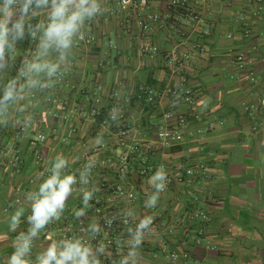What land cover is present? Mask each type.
Instances as JSON below:
<instances>
[{
    "label": "crops",
    "instance_id": "obj_1",
    "mask_svg": "<svg viewBox=\"0 0 264 264\" xmlns=\"http://www.w3.org/2000/svg\"><path fill=\"white\" fill-rule=\"evenodd\" d=\"M101 5L106 9L102 16L87 21L83 30L95 35L100 45H74L67 70L55 87L37 92L24 102L28 105L26 111L32 116L25 135L19 132V126L23 125L22 114L15 126L0 128V150L17 149L23 159L21 174L10 178L0 155V264L14 250L19 232L29 227L30 207L26 195L21 204H16L13 187L28 192L36 190L42 182L40 173L51 167V161L58 154L68 159L69 166L65 171H75L78 176V171L83 168L84 152L95 154L93 152L101 146H104L101 151L109 152V146L115 145L113 133L102 128L104 115L94 113L93 98L99 89L105 106L103 111L116 101L112 95L119 94L115 102L122 116L118 131L149 142L157 140V127L165 123V113L170 112L174 118L187 113L190 119L184 140L178 146L157 145V151L150 157L132 160L129 179L137 193V202L131 206L112 205L110 214L120 216L129 208L134 210L137 218L148 214L150 209L147 210L144 204L154 190L149 178L161 165H202L204 174L200 172V176L204 178L196 188L199 198L196 205L209 215L205 227L208 238L193 246L194 237L191 236L185 248L200 264H264V0H219L210 6L211 14L200 23L184 48L193 58L183 71L170 68L163 59L164 52L140 56L141 36L137 25L134 22L127 25L120 18L108 17L114 0H101ZM41 19L44 17L39 16L33 22L38 23ZM108 39L115 41L117 49L109 48ZM147 40L167 53L177 46L168 27L153 25ZM37 42L28 39L18 44L19 55L15 63L19 64V57L33 50ZM196 46L204 48V52H197ZM230 49L255 58L254 69L249 72L234 68L230 62ZM251 72L255 75V83L249 82ZM15 75L16 69L11 66L4 73V81ZM176 86L194 92L197 97L194 109L175 101L167 93L170 87ZM145 87L163 94L160 105L150 107L140 103L138 95ZM245 104H256L258 109L247 113L243 110ZM211 125L214 129L204 138L195 134L197 129ZM38 134H44L47 141L35 148L33 142ZM144 168L153 171L144 177L137 171ZM99 178L116 179L115 176H100L92 179L93 187ZM180 190L185 189L181 187ZM97 194L100 193H94ZM190 195L189 190L185 195L179 194L182 205L187 204ZM21 206L25 207L21 224L16 232H9L7 219ZM82 206V196L76 189L67 201L61 220L54 221L35 238L31 253L33 261L50 243L45 234L57 239L61 230L59 224H90L93 221L102 224L99 216L91 212L92 207L86 210L85 217L77 220L73 210ZM173 206L174 200L168 195L167 203L157 202L154 213L161 214L167 209V218L171 214L174 217L172 224L177 226L181 220ZM189 233L195 235L196 230ZM209 240H213L218 248L208 247ZM149 243L151 246L157 244L156 239ZM147 257L145 264L159 263V256L150 253Z\"/></svg>",
    "mask_w": 264,
    "mask_h": 264
},
{
    "label": "clouds",
    "instance_id": "obj_2",
    "mask_svg": "<svg viewBox=\"0 0 264 264\" xmlns=\"http://www.w3.org/2000/svg\"><path fill=\"white\" fill-rule=\"evenodd\" d=\"M105 10L101 0H0V128L15 126L19 114H22L25 127L31 124L32 116L26 111L28 105L24 102L37 92L55 87L67 70L75 43L83 38L86 22ZM39 16L44 19L34 23ZM28 39L38 42L33 50L19 57L16 75L5 82L4 73L14 66L19 55L17 45ZM95 163L88 160L77 176L75 171H65L69 166L68 159L58 154L51 161V167L40 173L42 182L25 197L30 207L29 227L16 236L14 250L3 264H101L99 256L105 253L106 245L101 243L93 247L90 242L102 231L95 221L85 230L90 236H61L55 240L48 237L50 243L45 250L38 253L34 261L31 259L33 240L54 221L61 220L69 197L77 189L75 186L81 185L78 190L82 193L83 206L73 210L74 217L77 220L85 217L86 210L92 207L89 202L97 189L84 186L90 184ZM166 178L167 173L161 165L149 178L155 191L148 195L145 208L156 207L159 194L166 189ZM24 213L25 207L21 206L10 215L7 219L9 232L17 231ZM121 215L125 225L137 219L131 208L122 211ZM153 219L151 215H145L134 228L127 229V253L118 264H140V249L152 231ZM108 223L111 224V220Z\"/></svg>",
    "mask_w": 264,
    "mask_h": 264
},
{
    "label": "built area",
    "instance_id": "obj_3",
    "mask_svg": "<svg viewBox=\"0 0 264 264\" xmlns=\"http://www.w3.org/2000/svg\"><path fill=\"white\" fill-rule=\"evenodd\" d=\"M219 0H114L115 5L109 9L108 17L120 18L124 24L137 25L140 32V40L138 45V52L140 56L144 55H158L164 52L163 59L168 63L172 69L183 71L187 68L188 64L192 60V54L186 51L185 46L189 43L190 36L196 33L199 29L200 23L205 20L207 15L211 14V7ZM103 8V6H102ZM100 15L95 18L101 17ZM94 20V19H93ZM156 25L160 28L168 27L169 35L177 41V46L171 52L163 51L160 47L147 40L152 26ZM146 38V39H145ZM109 48L117 49L115 41L106 40ZM76 46H92L100 45L99 40L93 34H88L83 31V38L79 39ZM197 52H204V48L200 46L194 47ZM230 62L236 69L242 71H251L256 65L255 58L249 56L245 52L229 50ZM16 70L19 64L14 62ZM250 83H255V75L251 72L249 77ZM122 86V83H120ZM167 93L172 95L176 100L181 101L186 107L194 109L197 105V97L192 90H185L180 86L170 87ZM118 93L112 95L117 101ZM139 99L147 105H160L164 99L163 94H159L157 91L151 88H141L138 95ZM101 89L94 94L93 104L95 105L94 113L96 115H104L103 121H101L102 128L109 133H113L116 143L113 146H109L111 149L109 152L101 151L104 146L97 149L95 154L91 155V152L83 153V166L88 160H94L95 166L92 169L90 176V184L84 187H93L92 179L96 180L100 176H115V180L111 179H98L95 182V193L93 200L89 203L95 206V212L101 219L99 224L101 227V233L95 238L91 239L94 247L103 243L106 245V251L103 255L99 256L101 264H106V259H110L112 256L122 257L127 253L126 245H123L128 239L129 227H135L136 220H130L129 224L125 225L123 218L119 219V216L110 214L109 210L114 206H131L137 202V193L135 189L130 185V170L132 160L141 153H152L157 145L161 147H172L183 142L186 131L189 128V115L187 113H181L175 118L170 112L164 114L165 123L160 124L157 127V140L155 142H149L148 140L141 139L123 131H118L119 121L122 119L120 109L115 103L111 104L105 111L102 101ZM174 105V104H173ZM174 107V106H173ZM258 107L256 104H245L243 110L247 113L256 111ZM214 129L211 125L206 129H197L195 134L204 138L206 134ZM20 135H25L28 132V126L24 124L19 126ZM41 137L43 139H41ZM47 141V137L44 134H38L36 141L33 142V147L37 148L38 145H43ZM118 151L116 152V150ZM38 152V151H37ZM39 153V152H38ZM0 155L4 161L3 167L7 170L11 169V175L17 176L21 174V166L23 159L21 152L17 149L0 150ZM37 158L40 155L37 154ZM42 158V157H41ZM164 170L167 173L166 189L162 193L167 192L173 183H179L182 185H189L193 183V179L196 175V169L194 167L181 165L174 170L164 166ZM151 169L144 168L142 170L143 175H147ZM186 178V179H185ZM31 184L34 185L35 181L32 180ZM77 189L81 185L76 186ZM79 191V190H78ZM17 195L16 202L22 203V198L28 191L23 190L20 187H16L14 190ZM82 196V193H80ZM102 194V195H101ZM111 220V224L108 221ZM67 229L63 231L64 236H72L80 234L75 232L72 225L67 226ZM79 230L85 232L86 229L82 228V224L79 225ZM62 231V230H61ZM52 237L50 235L47 236ZM53 238V237H52ZM114 238V240H113ZM119 238V241L115 239ZM118 243V246L114 244ZM112 248L110 251L107 249ZM125 246V249H124ZM173 261H177L179 256L173 253L169 257ZM184 258L188 260V255H184ZM189 264H197V261L189 260Z\"/></svg>",
    "mask_w": 264,
    "mask_h": 264
},
{
    "label": "trees",
    "instance_id": "obj_4",
    "mask_svg": "<svg viewBox=\"0 0 264 264\" xmlns=\"http://www.w3.org/2000/svg\"><path fill=\"white\" fill-rule=\"evenodd\" d=\"M140 103L147 105L143 99H139ZM147 106H153V105H147ZM147 108V107H145ZM105 118V117H103ZM157 151V147L156 149L152 152V153H141L139 154L137 157V160H140L143 157H150V155H153L155 152ZM184 165V164H178L176 166L173 167H169L167 165H165L166 167H168L169 169L174 170L175 168H178L179 166ZM148 166V165H147ZM184 166H189V167H194L196 169V175L195 178L193 179V183L192 184H179V183H173L170 188L167 190V192L165 193H160V198L158 201L161 202H166L167 203V196H172V199L174 200V209L176 211H174V213L177 214V217L179 218L180 224H178L177 226H175L173 223V221H171V219H173L174 217L171 216V214L168 215L169 219L167 218V209L165 211H163L161 214H155V209L156 207L153 209H150V211H148V214L146 215H151L154 219H153V224L151 226L152 231L150 234H148L145 238V241L140 249L141 255H142V259L140 264H145L144 262L146 261L145 259L148 258L147 256H149V254L151 253L154 256H159V263L158 264H189V260H194L197 261V264H200L199 260H197L194 255L188 251L185 248V244H187L188 242V238L189 237H194V240H192L193 242V246H195L199 241H201L202 239H207L208 237L205 235V227L206 224L209 222V215L207 214L206 211L200 209L199 207H197L196 203H198L197 200H199L198 198V194L196 192V188L197 185L203 180L204 177L200 176V172H202V170L204 169V166L202 165H184ZM150 167V166H148ZM138 173L144 177H147L151 174V172L153 171L152 169L149 171V173L147 175H143L141 174V169L137 170ZM156 171V170H154ZM6 172L8 174H10V178H11V169H7ZM202 174H204V171L202 172ZM186 179V178H185ZM139 182H141L139 180ZM142 183V182H141ZM17 186L13 187V191H12V195L14 198V201L16 204H18L16 202L17 199V195L15 194L14 190ZM184 188L185 190H180V188ZM191 191V198L189 199L186 205H182V201H180L179 199V194H183L185 195L186 192ZM155 190H153L154 192ZM192 202H195V204H193ZM147 209V208H146ZM149 210V208L147 209ZM92 213H95V206H92L91 209ZM143 217V216H142ZM123 218L122 215L119 216V219ZM137 218V217H136ZM140 218H137L136 221L138 222ZM67 225L74 227L75 232L79 233L80 235H87L90 236V233H86L84 231L79 230V225L80 224H66V226H63V224H59V229L60 232L59 235L57 236V239L61 238V236H64L63 231L65 229H67ZM89 224H82V228L87 229ZM190 230H196V234H190ZM47 235L45 234L44 237L47 240ZM53 237V236H52ZM55 237V236H54ZM53 237V239H54ZM152 239H156L157 244L154 246H151L149 241ZM210 239V238H209ZM114 240V238H113ZM115 241H119V238L115 239ZM210 243L208 244V247L210 248H218V246L213 242V240H209ZM34 242L35 239L33 240V247H34ZM93 247L95 246V244L92 243ZM115 246H118V243L114 244ZM123 245H126V243H123ZM109 251L112 248H107ZM125 249V246H124ZM173 253H176L179 258L177 261H173L171 260L169 257L170 255H172ZM184 255H188V260L184 258ZM120 260V257L118 256H112L110 259H106V264H118V261Z\"/></svg>",
    "mask_w": 264,
    "mask_h": 264
},
{
    "label": "rangeland",
    "instance_id": "obj_5",
    "mask_svg": "<svg viewBox=\"0 0 264 264\" xmlns=\"http://www.w3.org/2000/svg\"><path fill=\"white\" fill-rule=\"evenodd\" d=\"M176 146H178V145H174V146H172V147H176ZM172 147H171V148H172ZM53 237H54V236H53Z\"/></svg>",
    "mask_w": 264,
    "mask_h": 264
}]
</instances>
